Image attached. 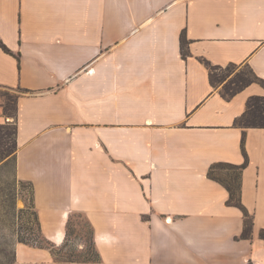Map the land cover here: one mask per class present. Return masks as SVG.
Masks as SVG:
<instances>
[{
  "label": "crops",
  "instance_id": "1",
  "mask_svg": "<svg viewBox=\"0 0 264 264\" xmlns=\"http://www.w3.org/2000/svg\"><path fill=\"white\" fill-rule=\"evenodd\" d=\"M0 39L20 56L0 47V86L23 90L16 175L33 184L42 234L63 250L82 214L100 256L19 243L15 264H264V129L246 131L251 239L208 178L244 163L235 121L264 86L226 99L205 64L264 80V0H0Z\"/></svg>",
  "mask_w": 264,
  "mask_h": 264
},
{
  "label": "trees",
  "instance_id": "2",
  "mask_svg": "<svg viewBox=\"0 0 264 264\" xmlns=\"http://www.w3.org/2000/svg\"><path fill=\"white\" fill-rule=\"evenodd\" d=\"M0 47L7 54L15 56L20 62V56L11 51L0 39ZM181 52L184 59L190 56L189 51V40L185 32L181 34ZM205 64L209 70L210 81L214 88H218L220 84H224L221 94L226 99H232L238 93L242 92L248 86L257 83L264 86V80L260 79L252 70L249 64L237 65L230 64L226 67L213 66L210 62L205 61ZM244 66L248 72L239 71L236 72L237 68ZM220 71V73H217ZM18 97L8 99L5 104L4 112L7 116H13L15 118L14 131H9L10 124H0V161L15 156L17 160L18 151V127H17V116H18ZM14 103V105H13ZM14 112V114H13ZM235 126L243 129V138L241 142L242 150L245 156L244 163L237 165L228 162H216L212 164L208 170V178L221 184L229 193L227 200L228 206L239 208L244 215V228L239 239L249 240L253 237L254 230V217L243 204V173L244 170L249 166V157L246 151V131L247 129H264V96H252L247 102V108L244 114L236 119ZM23 182V181H22ZM27 183V182H25ZM32 190V208L34 209L35 222L40 225L38 219V213L35 209L34 204V188L32 183H27ZM24 212V210H23ZM41 227V226H40ZM260 238L264 240V229L260 231ZM22 244H30L24 240H19ZM36 246V244H33ZM38 246V245H37ZM45 247V246H39ZM52 249V248H50ZM53 250V249H52ZM89 257L83 260H67L70 262L81 261V262H98L100 256L95 250V247H89ZM16 262V250L14 259L10 264Z\"/></svg>",
  "mask_w": 264,
  "mask_h": 264
},
{
  "label": "rangeland",
  "instance_id": "3",
  "mask_svg": "<svg viewBox=\"0 0 264 264\" xmlns=\"http://www.w3.org/2000/svg\"><path fill=\"white\" fill-rule=\"evenodd\" d=\"M241 70L248 72L244 66L237 68L236 72ZM223 86L224 84H220L218 89L222 91ZM22 92L20 88L0 86V124H10L8 128L11 133L14 131L15 118L7 116L3 107L9 98L15 100ZM33 213L32 190L27 183L17 178L16 159L12 155L0 161V264H10L13 261L19 240L29 242L30 244H26L29 246L36 244L37 247L52 248L59 261L83 260L89 257L86 251L94 245L92 230L84 215L76 214L71 217L67 228L66 248L58 250L43 236ZM81 246H84L83 250L80 249Z\"/></svg>",
  "mask_w": 264,
  "mask_h": 264
}]
</instances>
